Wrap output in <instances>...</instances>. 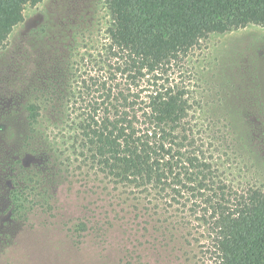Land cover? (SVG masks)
<instances>
[{"label":"trees","instance_id":"trees-1","mask_svg":"<svg viewBox=\"0 0 264 264\" xmlns=\"http://www.w3.org/2000/svg\"><path fill=\"white\" fill-rule=\"evenodd\" d=\"M40 1L0 0V43L23 20L26 5ZM105 5L110 23L96 58L103 72L80 76L77 88L53 80L35 88L25 107L24 141L36 133L43 110L65 119L66 145L57 152L45 135L48 149L63 155L66 172L75 164L74 173L100 180L124 204L131 200L129 220L142 218L144 228L157 231L166 223L171 239L176 230L196 242L206 264H264V189L229 177L224 135L197 115L187 63L209 33L264 25V0ZM23 194L15 187L8 193L15 217L30 210ZM49 200L42 206L50 207ZM78 227L83 231L85 223Z\"/></svg>","mask_w":264,"mask_h":264},{"label":"rangeland","instance_id":"rangeland-1","mask_svg":"<svg viewBox=\"0 0 264 264\" xmlns=\"http://www.w3.org/2000/svg\"><path fill=\"white\" fill-rule=\"evenodd\" d=\"M109 23L105 0H41L26 5L0 43V264H206L195 241L176 230L171 239L166 223L157 231L129 220L131 200L88 182L75 164L66 172L63 155L53 156L43 138L61 151L65 119L43 110L24 141L35 88L50 80L77 88L80 76L103 72L96 58ZM187 63L197 115L224 135L229 177L264 189V25L209 33ZM13 187L24 192L25 218L11 212Z\"/></svg>","mask_w":264,"mask_h":264}]
</instances>
